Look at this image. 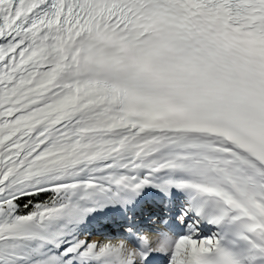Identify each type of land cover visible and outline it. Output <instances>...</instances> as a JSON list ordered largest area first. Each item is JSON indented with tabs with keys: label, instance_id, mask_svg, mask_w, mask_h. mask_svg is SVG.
Returning <instances> with one entry per match:
<instances>
[{
	"label": "snow or ice",
	"instance_id": "snow-or-ice-1",
	"mask_svg": "<svg viewBox=\"0 0 264 264\" xmlns=\"http://www.w3.org/2000/svg\"><path fill=\"white\" fill-rule=\"evenodd\" d=\"M0 264H264V0H0Z\"/></svg>",
	"mask_w": 264,
	"mask_h": 264
}]
</instances>
